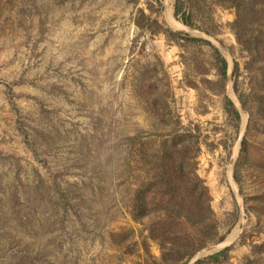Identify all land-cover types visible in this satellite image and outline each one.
Masks as SVG:
<instances>
[{"label":"rangeland","instance_id":"1","mask_svg":"<svg viewBox=\"0 0 264 264\" xmlns=\"http://www.w3.org/2000/svg\"><path fill=\"white\" fill-rule=\"evenodd\" d=\"M237 1L0 0V264H176L182 174L215 224L186 264H264V0Z\"/></svg>","mask_w":264,"mask_h":264},{"label":"trees","instance_id":"2","mask_svg":"<svg viewBox=\"0 0 264 264\" xmlns=\"http://www.w3.org/2000/svg\"><path fill=\"white\" fill-rule=\"evenodd\" d=\"M227 2H231L233 4H236V6L240 9V5L238 3L237 0H225ZM176 12H178L179 8H178V3L176 4ZM183 21H185V23L187 22L186 18H183ZM223 62V66H222V72L223 75L226 76L227 74V62L225 61V59H222ZM168 155V150L165 153V156L167 157ZM164 156V158H165ZM166 159H163L162 165L164 167H162V171L159 173V175L157 176V182L164 183L167 184L169 182V180L172 178L173 173L169 172L168 170H166ZM177 167L180 168V163L176 164ZM186 175V176H185ZM185 175H176V177H178V180H182L183 178H186L187 183H188V188L186 190V193L191 196V198L194 200V206H195V212L193 216H198L200 215V220H201V224L202 225V229H200L198 232H200V235L202 236L201 238L195 237L193 238V236H181L180 233H174L172 237L168 238V240L166 239H161V242L163 243V246H167V250H164L163 247V253H162V257L164 262L169 263L171 258H175L176 260V264H186V262H188L190 260V258L193 256L194 252L196 250H198L199 248H201L208 240H211V232H213V229L215 230V224L212 222L211 220V215L209 214L210 212V208L209 206H207V199L205 198V194L203 192V189H201L200 187V183L197 182L198 180L195 179L194 176L189 177V174H185ZM188 175V178H187ZM175 182V188H177L176 185H178V183ZM179 209L176 211L177 214V218L181 219L182 218V207L179 206ZM175 213V212H174ZM198 214V215H197ZM185 217V216H184ZM153 233L152 235L157 238L156 233ZM167 242V244L165 243ZM228 247H226L225 249H223L220 252L214 253L210 256V260L211 261H220L222 259V257L227 253L228 251Z\"/></svg>","mask_w":264,"mask_h":264},{"label":"water","instance_id":"3","mask_svg":"<svg viewBox=\"0 0 264 264\" xmlns=\"http://www.w3.org/2000/svg\"><path fill=\"white\" fill-rule=\"evenodd\" d=\"M214 249V247H208L205 249V252H209V251H212Z\"/></svg>","mask_w":264,"mask_h":264},{"label":"bare ground","instance_id":"4","mask_svg":"<svg viewBox=\"0 0 264 264\" xmlns=\"http://www.w3.org/2000/svg\"><path fill=\"white\" fill-rule=\"evenodd\" d=\"M172 22V21H171ZM231 238V237H230Z\"/></svg>","mask_w":264,"mask_h":264}]
</instances>
